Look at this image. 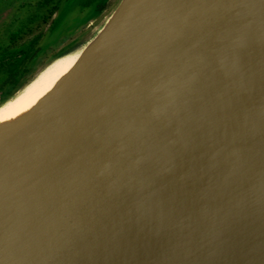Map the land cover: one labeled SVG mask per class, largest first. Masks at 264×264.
Masks as SVG:
<instances>
[{"label": "water", "instance_id": "1", "mask_svg": "<svg viewBox=\"0 0 264 264\" xmlns=\"http://www.w3.org/2000/svg\"><path fill=\"white\" fill-rule=\"evenodd\" d=\"M81 47L0 126V264H264V0H116Z\"/></svg>", "mask_w": 264, "mask_h": 264}, {"label": "flooded vegetation", "instance_id": "2", "mask_svg": "<svg viewBox=\"0 0 264 264\" xmlns=\"http://www.w3.org/2000/svg\"><path fill=\"white\" fill-rule=\"evenodd\" d=\"M61 1L0 0V99L11 96L18 84L26 82L50 56L63 55L80 46L77 40L89 21L64 41L42 44L53 28ZM105 3L99 6V12ZM52 6L56 8L51 12Z\"/></svg>", "mask_w": 264, "mask_h": 264}, {"label": "rangeland", "instance_id": "3", "mask_svg": "<svg viewBox=\"0 0 264 264\" xmlns=\"http://www.w3.org/2000/svg\"><path fill=\"white\" fill-rule=\"evenodd\" d=\"M115 2L116 0H62L57 13L58 17L53 23V28L46 34L47 39L42 43L43 46L53 43L57 44L60 40L64 41V37L72 34L74 30L84 26L89 21V25L87 24V27L84 26L82 28L83 31L81 32V36L77 40L80 42L79 45L81 46L104 21ZM104 3V7L99 12V6ZM80 46H78V48ZM51 58L53 57L50 56L37 67L30 79H32ZM16 92L17 91H14L13 95Z\"/></svg>", "mask_w": 264, "mask_h": 264}, {"label": "bare ground", "instance_id": "4", "mask_svg": "<svg viewBox=\"0 0 264 264\" xmlns=\"http://www.w3.org/2000/svg\"><path fill=\"white\" fill-rule=\"evenodd\" d=\"M83 47L67 53L44 68L24 88L0 105V126L28 112L76 63Z\"/></svg>", "mask_w": 264, "mask_h": 264}, {"label": "trees", "instance_id": "5", "mask_svg": "<svg viewBox=\"0 0 264 264\" xmlns=\"http://www.w3.org/2000/svg\"><path fill=\"white\" fill-rule=\"evenodd\" d=\"M49 1L51 2L53 0H49ZM54 8H56V7L52 6L51 12L53 11ZM58 56H61V55H56V56H52V57L55 58V57H58ZM53 58H51V59H53ZM29 80H30V78L26 82H22V83L18 84V86L16 88V91L20 90ZM0 89H1V86H0ZM12 96H13V94L11 96L9 94L3 96L2 99H0V104H2L4 101L8 100Z\"/></svg>", "mask_w": 264, "mask_h": 264}]
</instances>
